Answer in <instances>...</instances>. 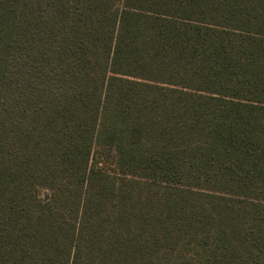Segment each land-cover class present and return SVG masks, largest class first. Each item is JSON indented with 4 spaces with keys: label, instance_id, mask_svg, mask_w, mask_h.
Listing matches in <instances>:
<instances>
[{
    "label": "trees",
    "instance_id": "trees-1",
    "mask_svg": "<svg viewBox=\"0 0 264 264\" xmlns=\"http://www.w3.org/2000/svg\"><path fill=\"white\" fill-rule=\"evenodd\" d=\"M0 264H264V0H0Z\"/></svg>",
    "mask_w": 264,
    "mask_h": 264
}]
</instances>
